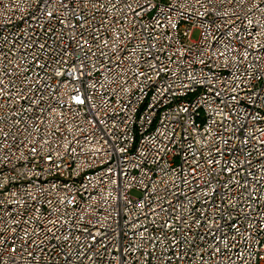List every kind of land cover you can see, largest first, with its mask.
Here are the masks:
<instances>
[{
	"label": "built area",
	"instance_id": "obj_1",
	"mask_svg": "<svg viewBox=\"0 0 264 264\" xmlns=\"http://www.w3.org/2000/svg\"><path fill=\"white\" fill-rule=\"evenodd\" d=\"M0 264H264V0H0Z\"/></svg>",
	"mask_w": 264,
	"mask_h": 264
},
{
	"label": "rangeland",
	"instance_id": "obj_2",
	"mask_svg": "<svg viewBox=\"0 0 264 264\" xmlns=\"http://www.w3.org/2000/svg\"><path fill=\"white\" fill-rule=\"evenodd\" d=\"M199 37V29L198 28H195L191 31L190 33V39L192 41H196V39ZM131 195L132 196H135V197H138V195H140V192L139 191H136V190H132L131 191Z\"/></svg>",
	"mask_w": 264,
	"mask_h": 264
}]
</instances>
